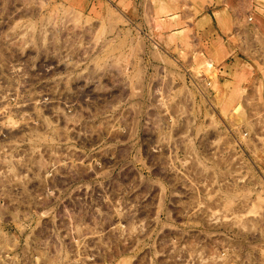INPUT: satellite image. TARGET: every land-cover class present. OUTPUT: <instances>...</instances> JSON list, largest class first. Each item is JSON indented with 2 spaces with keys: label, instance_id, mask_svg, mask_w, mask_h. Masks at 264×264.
Segmentation results:
<instances>
[{
  "label": "rangeland",
  "instance_id": "374dc122",
  "mask_svg": "<svg viewBox=\"0 0 264 264\" xmlns=\"http://www.w3.org/2000/svg\"><path fill=\"white\" fill-rule=\"evenodd\" d=\"M231 2L0 0V264H264V25ZM216 19L258 72L222 95Z\"/></svg>",
  "mask_w": 264,
  "mask_h": 264
},
{
  "label": "crops",
  "instance_id": "0c3cea01",
  "mask_svg": "<svg viewBox=\"0 0 264 264\" xmlns=\"http://www.w3.org/2000/svg\"><path fill=\"white\" fill-rule=\"evenodd\" d=\"M109 5H111L114 8H117L121 11H128L135 3V0H104ZM225 1L224 7L215 8V10L210 11V13L215 16L216 14H221L222 17L226 16L227 13H229L228 7V0ZM242 1V2H241ZM245 1V2H244ZM248 1L251 2L250 7H245V14H252L255 21L258 23H263L264 25V0H232L231 4L237 5L239 8L244 7V3L247 4ZM243 11V12H244ZM211 18V15L209 12H207L205 15L202 16L203 21H206V17ZM221 21V20H220ZM212 25V27L215 29V36H213V39L216 43L219 44V39L223 43V46L226 49V53L223 56H212V57H206L204 54L202 56H196L191 57V66L198 67L199 72L202 76L206 74L204 73L205 70H210V73L213 74V84L215 87V92H217L219 95H222L224 93L223 88L221 89V84L223 82H232L235 83L236 89L240 88L245 82V80H254L257 79V73L254 69V66L250 64L248 60H246L244 57H234V51H235V44L232 43V40H234L235 34H226L223 29H226V27H229L228 25H222V21L219 23L216 19L215 23L213 20L209 21ZM173 32L172 34H174ZM205 62H210L211 67H207ZM253 67V70H251L252 73H249V67ZM230 91H234V85L230 86ZM235 107V102L232 100L230 103L225 106L224 108L233 110Z\"/></svg>",
  "mask_w": 264,
  "mask_h": 264
},
{
  "label": "built area",
  "instance_id": "2783aa9c",
  "mask_svg": "<svg viewBox=\"0 0 264 264\" xmlns=\"http://www.w3.org/2000/svg\"><path fill=\"white\" fill-rule=\"evenodd\" d=\"M248 20L250 21V20H251V18H250V17H248Z\"/></svg>",
  "mask_w": 264,
  "mask_h": 264
},
{
  "label": "bare ground",
  "instance_id": "6f19581e",
  "mask_svg": "<svg viewBox=\"0 0 264 264\" xmlns=\"http://www.w3.org/2000/svg\"><path fill=\"white\" fill-rule=\"evenodd\" d=\"M207 65H210V63H207ZM253 206V205H252Z\"/></svg>",
  "mask_w": 264,
  "mask_h": 264
}]
</instances>
